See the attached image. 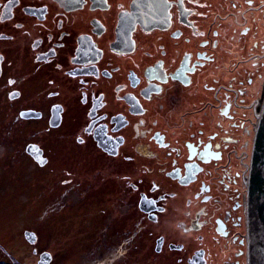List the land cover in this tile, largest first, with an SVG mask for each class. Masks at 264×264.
I'll return each mask as SVG.
<instances>
[{
  "label": "flooded vegetation",
  "instance_id": "af4514ba",
  "mask_svg": "<svg viewBox=\"0 0 264 264\" xmlns=\"http://www.w3.org/2000/svg\"><path fill=\"white\" fill-rule=\"evenodd\" d=\"M261 68L264 0H0V263L247 264Z\"/></svg>",
  "mask_w": 264,
  "mask_h": 264
},
{
  "label": "water",
  "instance_id": "95a60500",
  "mask_svg": "<svg viewBox=\"0 0 264 264\" xmlns=\"http://www.w3.org/2000/svg\"><path fill=\"white\" fill-rule=\"evenodd\" d=\"M256 118L250 167L245 182L247 264H264V83Z\"/></svg>",
  "mask_w": 264,
  "mask_h": 264
},
{
  "label": "rangeland",
  "instance_id": "374dc122",
  "mask_svg": "<svg viewBox=\"0 0 264 264\" xmlns=\"http://www.w3.org/2000/svg\"><path fill=\"white\" fill-rule=\"evenodd\" d=\"M258 15H260V12L258 13ZM263 73H264V68H261V71H260L261 76ZM261 80H262V78L259 79V81H258L257 86L259 88H261V85H262ZM262 82H263V80H262ZM259 94H260V89H259L257 96H259ZM18 186H19V188H16L17 190L15 192L16 195L18 196V198H17L18 201H15L12 203L13 196H10L8 198L9 200L2 197V195L8 196L12 192L11 190H13L12 188L9 187L8 175H5V173H4L3 178L0 177V228L1 227L2 228L13 227V224H16L15 223V221L17 220L16 217L19 216L20 213L24 214L27 217L28 213H25V212H30L31 213L30 216H32L37 212V210L38 211L44 210V207L41 205V203L38 205V208L34 203L35 206H34L33 210L30 209L29 208L30 202L29 203L25 202L24 199L20 198V196H26L27 195L26 190L23 189L26 187V185L22 186L21 184L18 183ZM33 191H34V189H33ZM40 205H41V207H40ZM70 227L75 228V226H73L71 224H70ZM66 251H67L66 249H63V250H59L57 253H56V251H52V252L60 259L59 262L62 264L64 262H66V260H68V258L66 257L67 256ZM179 257H182V255L178 254V253H175L173 256L172 255H165V256H163L164 261L162 262V264H174L173 260L177 259ZM166 259H168V260H166ZM0 264H2V263H0ZM65 264H67V263H65Z\"/></svg>",
  "mask_w": 264,
  "mask_h": 264
},
{
  "label": "snow or ice",
  "instance_id": "6c2138e0",
  "mask_svg": "<svg viewBox=\"0 0 264 264\" xmlns=\"http://www.w3.org/2000/svg\"><path fill=\"white\" fill-rule=\"evenodd\" d=\"M10 83H15V81H10Z\"/></svg>",
  "mask_w": 264,
  "mask_h": 264
},
{
  "label": "bare ground",
  "instance_id": "6f19581e",
  "mask_svg": "<svg viewBox=\"0 0 264 264\" xmlns=\"http://www.w3.org/2000/svg\"><path fill=\"white\" fill-rule=\"evenodd\" d=\"M261 95H262V93H261L260 96H259L260 98H261ZM259 97H258V98H259Z\"/></svg>",
  "mask_w": 264,
  "mask_h": 264
}]
</instances>
